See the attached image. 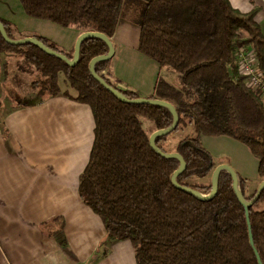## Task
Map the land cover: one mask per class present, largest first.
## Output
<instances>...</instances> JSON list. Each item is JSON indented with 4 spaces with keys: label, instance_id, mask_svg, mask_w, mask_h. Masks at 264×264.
<instances>
[{
    "label": "trees",
    "instance_id": "16d2710c",
    "mask_svg": "<svg viewBox=\"0 0 264 264\" xmlns=\"http://www.w3.org/2000/svg\"><path fill=\"white\" fill-rule=\"evenodd\" d=\"M28 17L99 32L112 39L126 0H19ZM144 4L140 17V52L161 70L178 75L180 87L160 76L154 94L173 104L179 126L194 125L195 135L181 138L174 151L164 148L173 134L157 139L165 153H179L186 170L178 183L209 195L212 183L201 182L216 164L202 137H230L247 146L259 160L258 176L264 181V95L252 89L238 71V54L252 47L264 76V36L255 13L243 14L229 0H136ZM8 36L16 39L10 24L0 19ZM64 54L56 44L38 38ZM109 52L105 42L89 39L80 60L70 67L34 45L11 46L0 34V56H22L49 80L48 97L66 96L88 105L95 118V141L89 163L80 178L82 201L103 220L110 241H130L137 264H258L249 241L246 212L223 171L216 197L200 201L171 182L180 162L159 156L150 146L141 118L153 122L155 132L168 129L174 118L165 108L125 104L91 75L90 63ZM110 61L96 71L111 87L130 100L143 98L112 81ZM107 72L109 73L107 75ZM110 78H109V77ZM76 91L63 92L61 81ZM45 96L33 103L37 105ZM239 175V174H238ZM246 200L250 181L239 175ZM192 180L199 181L192 184ZM264 204V190L258 202ZM250 210L255 247L264 264V209ZM58 221V220H56Z\"/></svg>",
    "mask_w": 264,
    "mask_h": 264
},
{
    "label": "crops",
    "instance_id": "0c3cea01",
    "mask_svg": "<svg viewBox=\"0 0 264 264\" xmlns=\"http://www.w3.org/2000/svg\"><path fill=\"white\" fill-rule=\"evenodd\" d=\"M229 2L243 14L255 13L264 36V0ZM130 4L136 19H120L108 72L119 88L148 98L169 72L140 52L144 4ZM0 19L10 24L15 40L43 38L67 53L85 33L28 17L19 0H0ZM22 61L0 56V264H137L133 244L110 241L103 220L79 194L95 141L92 109L63 95H46L37 105L22 104L41 97L13 103L19 96H4L1 78ZM202 143L216 166L227 164L249 180L250 193L258 189L259 160L247 146L227 136H204Z\"/></svg>",
    "mask_w": 264,
    "mask_h": 264
},
{
    "label": "water",
    "instance_id": "95a60500",
    "mask_svg": "<svg viewBox=\"0 0 264 264\" xmlns=\"http://www.w3.org/2000/svg\"><path fill=\"white\" fill-rule=\"evenodd\" d=\"M0 34L3 37L4 41L11 45V46H24V45H34L38 49H40L42 52L49 56H53L65 64H67L70 67H74L77 65V63L80 60V55H81V47L83 43L89 39H98L103 42L108 46L109 52L106 55H102L99 57L94 58L89 66L90 73L92 77L107 91H109L116 99L121 101L122 103L125 104H131V105H148V106H157L161 108H165L171 112L173 115L174 121L171 127L168 129L164 130H158L156 131L151 137H150V146L151 148L161 157L165 159H175L180 162V167L179 169L172 175L171 177V182L174 185L175 188L178 190H181L183 192H186L192 196H194L196 199L200 201H210L214 199L218 193L219 189V179L220 175L223 171L229 173L233 179V188L236 197L238 198L239 202L243 205L245 212H246V220H247V225H248V230H249V241L250 245L253 249V252L255 254V257L257 259L258 264H263L261 256L259 254L258 249L255 247V242H254V236L252 232V224H251V219H250V210L254 207V205L258 202L260 195L262 191L264 190V181L259 185L257 189V194L255 198L251 201L246 200L242 189H241V182L238 173L229 165L227 164H222L220 166H217L216 169L213 172L212 176V191L209 195L202 194L201 192H198L196 190H193L191 188L182 186L178 183V178L179 176L186 170V161L181 156L179 153H165L163 152L158 146H157V139L161 137H166L170 134H172L179 126V114L175 108V106L169 102L163 101V100H158V99H147V98H140V99H134L130 100L127 97H125L122 93H120L118 90L114 89L111 87L101 76L98 75L96 71V66L99 63L102 62H107L113 59L115 55V48L113 46V43L111 39H109L105 34L99 33V32H85L83 33L77 40L74 48V55L73 59L67 58L64 54L60 52H56L52 50L51 48L47 47L43 42H41L37 38H25V39H20V40H15L11 39L7 31L4 27V25L0 22Z\"/></svg>",
    "mask_w": 264,
    "mask_h": 264
},
{
    "label": "rangeland",
    "instance_id": "374dc122",
    "mask_svg": "<svg viewBox=\"0 0 264 264\" xmlns=\"http://www.w3.org/2000/svg\"><path fill=\"white\" fill-rule=\"evenodd\" d=\"M131 0H126L124 8H123V17L128 18V19H136L135 16V8L131 6L130 4ZM141 16V14H140ZM139 16V18H140ZM82 31V30H81ZM74 50L70 51L73 55ZM5 56H17V58H23L20 55H15V54H5ZM24 61L18 62L15 64L14 68L9 69L6 68L4 70V73L2 75V81L3 84L1 86V91L6 97H11L12 96H19L16 98V100L12 101L13 103H20L22 100L23 101H31L32 99H35L37 97H43L46 96L48 90H49V80L45 77L42 76V74L39 72L37 73V69L35 66L27 62L24 58ZM14 69V70H13ZM169 76L166 77L168 81L171 82L174 86H179L180 87V81L178 79V75L174 73L173 71H168ZM109 77V76H108ZM62 78L60 79L61 81V88L63 92H70L73 95H76V91L73 89H70L69 85L64 81L62 83ZM110 78V77H109ZM111 79V78H110ZM32 80L36 84H32ZM112 80V79H111ZM113 81V80H112ZM15 90L16 92H11L12 89ZM4 98V97H0ZM142 123V127L144 131L150 135V137L155 133V126L153 122L149 121L148 119L141 118L140 119ZM195 135V128L194 125H189L188 127H183L182 130L173 133L167 140L166 143H164V148L168 151H174L175 149V144L181 139L186 136H193ZM217 167V166H216ZM216 169V168H215ZM212 176L209 175L206 177L204 180L201 182L206 183V184H211L212 183ZM199 181L197 180H192V184H196ZM253 193H250L252 195ZM255 211H262L264 209V204H259L254 207Z\"/></svg>",
    "mask_w": 264,
    "mask_h": 264
},
{
    "label": "built area",
    "instance_id": "2783aa9c",
    "mask_svg": "<svg viewBox=\"0 0 264 264\" xmlns=\"http://www.w3.org/2000/svg\"><path fill=\"white\" fill-rule=\"evenodd\" d=\"M256 54L251 48L242 49L238 54V71L247 79L249 87L262 91L264 95V76L256 67Z\"/></svg>",
    "mask_w": 264,
    "mask_h": 264
}]
</instances>
